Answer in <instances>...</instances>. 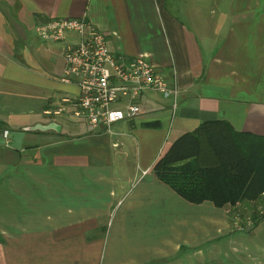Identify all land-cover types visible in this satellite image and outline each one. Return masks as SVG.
<instances>
[{"label": "crops", "instance_id": "0c3cea01", "mask_svg": "<svg viewBox=\"0 0 264 264\" xmlns=\"http://www.w3.org/2000/svg\"><path fill=\"white\" fill-rule=\"evenodd\" d=\"M52 19H84L111 52L174 72V116L153 93L110 134L47 115L78 94L60 81L75 37L34 33ZM212 120L264 136V0H0V264H264V219L235 231L226 208L187 203L152 172Z\"/></svg>", "mask_w": 264, "mask_h": 264}, {"label": "built area", "instance_id": "2783aa9c", "mask_svg": "<svg viewBox=\"0 0 264 264\" xmlns=\"http://www.w3.org/2000/svg\"><path fill=\"white\" fill-rule=\"evenodd\" d=\"M34 33L41 41L55 43L65 42L69 35L75 37L63 48L60 81L75 84L77 97L63 100L47 115L58 116L68 110L90 133L110 134L112 125L144 115L145 96L153 93L170 103L174 116L179 97L174 72L167 79L144 57L127 59L111 52L106 36L84 19H52L36 26ZM1 138L9 144L8 131H3ZM226 209L230 215L231 209ZM230 217L234 230H251L250 219L243 225L238 214Z\"/></svg>", "mask_w": 264, "mask_h": 264}, {"label": "trees", "instance_id": "16d2710c", "mask_svg": "<svg viewBox=\"0 0 264 264\" xmlns=\"http://www.w3.org/2000/svg\"><path fill=\"white\" fill-rule=\"evenodd\" d=\"M152 172L187 203L230 208L231 225L230 216L250 209L246 233L264 219V206L256 207L264 204V136L236 132L222 120L205 121L176 138Z\"/></svg>", "mask_w": 264, "mask_h": 264}, {"label": "water", "instance_id": "95a60500", "mask_svg": "<svg viewBox=\"0 0 264 264\" xmlns=\"http://www.w3.org/2000/svg\"><path fill=\"white\" fill-rule=\"evenodd\" d=\"M46 130H56L58 131V127L55 124H50L47 126H40L36 125L34 127H28L22 129L21 132H15L11 134V143L10 147L14 150H20L21 141L23 139L24 133L26 132H33V131H46ZM2 145L5 144L4 141L1 143Z\"/></svg>", "mask_w": 264, "mask_h": 264}, {"label": "rangeland", "instance_id": "374dc122", "mask_svg": "<svg viewBox=\"0 0 264 264\" xmlns=\"http://www.w3.org/2000/svg\"><path fill=\"white\" fill-rule=\"evenodd\" d=\"M264 206V204H259V205H256V207H258L257 211H260V209ZM255 209V207H253ZM237 214L240 215L241 217V224H245L246 221L248 219H250V215H251V212H250V209H243L242 210V213L240 211L236 212ZM245 222V223H244Z\"/></svg>", "mask_w": 264, "mask_h": 264}]
</instances>
